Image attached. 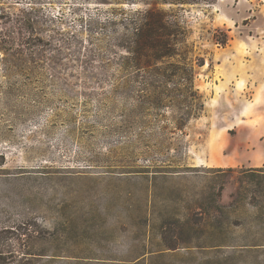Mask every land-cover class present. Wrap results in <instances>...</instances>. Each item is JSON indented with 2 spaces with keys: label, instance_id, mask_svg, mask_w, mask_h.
<instances>
[{
  "label": "rangeland",
  "instance_id": "obj_1",
  "mask_svg": "<svg viewBox=\"0 0 264 264\" xmlns=\"http://www.w3.org/2000/svg\"><path fill=\"white\" fill-rule=\"evenodd\" d=\"M153 1L160 107L113 46ZM163 1L0 0V264H264V0Z\"/></svg>",
  "mask_w": 264,
  "mask_h": 264
},
{
  "label": "trees",
  "instance_id": "obj_2",
  "mask_svg": "<svg viewBox=\"0 0 264 264\" xmlns=\"http://www.w3.org/2000/svg\"><path fill=\"white\" fill-rule=\"evenodd\" d=\"M163 3H170V1L165 0ZM175 3L185 4L187 1L178 0ZM149 4L151 6L136 10L131 16H126L121 21L122 33L115 37L116 43H113V46L128 53L115 59L120 68L131 67L148 76L150 81H146L145 85L149 86L153 96L148 95L147 102L160 107L164 105L161 94L167 96L169 91L160 89L157 79L179 77L190 80L194 77V66L188 61V56H184L178 49V44L183 43L186 36L180 22L177 18H173L170 11L159 8L154 1ZM105 20L110 21L108 18ZM178 55L182 58L178 62L168 61ZM190 88L191 85L187 87L189 91ZM168 100L171 102V99ZM177 128L183 130L181 125ZM243 173L249 180L255 182L261 191L264 190L262 187L264 167L251 168L244 170Z\"/></svg>",
  "mask_w": 264,
  "mask_h": 264
}]
</instances>
